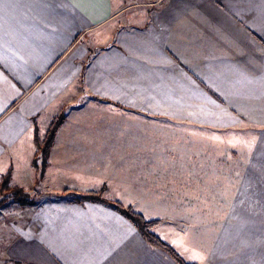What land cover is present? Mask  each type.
<instances>
[{"label":"crops","instance_id":"obj_1","mask_svg":"<svg viewBox=\"0 0 264 264\" xmlns=\"http://www.w3.org/2000/svg\"><path fill=\"white\" fill-rule=\"evenodd\" d=\"M61 112L40 176L36 129ZM231 154L264 189V0H0V185L11 171L37 201L0 207V264H178L113 207L63 195L103 185L189 263L264 264V215L245 220L213 163L175 160ZM180 215L244 217L203 247Z\"/></svg>","mask_w":264,"mask_h":264},{"label":"rangeland","instance_id":"obj_2","mask_svg":"<svg viewBox=\"0 0 264 264\" xmlns=\"http://www.w3.org/2000/svg\"><path fill=\"white\" fill-rule=\"evenodd\" d=\"M126 1L130 2L132 0H126ZM46 134H47V132L42 133L40 135L41 139L44 140L46 138ZM178 143H180V145L185 149L190 148V140L189 139H181L180 141H178ZM215 150H216V148H215ZM232 152H234V151H232ZM253 158H254L253 156H249V155L238 156V155H233V154L227 155V156L226 155H223V156L214 155V156H207V157H205V156H203V157H190L187 155V156L176 157L175 160L176 161L179 160L183 164L187 163L185 165L187 167L190 166V161L193 159L197 160L199 165L202 164V162H200V161L203 159L207 160L208 164L213 163V165H214V167H213V169H214V171H213L214 181L217 182L219 180L220 181L224 180V181L229 182L230 204L232 205V203L236 201L238 196H241V198L245 199V202H246L245 211H246V213L250 214V215L245 216V220L247 219V221H248L250 219L249 217L253 218V217L258 216V215H254L255 213L256 214L262 213L264 215V196H263L264 195V193H263L264 189H259V188L257 189V187L253 188V183H250L251 186H242L244 183V177H245L244 169L246 168L247 165L254 163V162H252ZM39 174H40V176L44 175L41 173V171ZM109 174H111V173H107V175H109ZM186 174L188 176L192 175V173H182L183 177H182L181 181L183 183H185V182L188 183L189 181H191V182H194L195 186H198L200 184L199 179L195 180L194 178L189 177L190 180H188L187 178H185ZM200 174L201 173H197L198 176H200ZM170 182H172V181H170ZM245 185H247V184H245ZM263 185H264V183H263ZM103 186L106 187V185H103ZM10 187L12 188V191H10L11 193L16 192L18 190L16 187H12V186H10ZM101 188H99L98 190H100ZM263 188H264V186H263ZM65 189H67V188H65ZM9 190H11V189H8L7 192H9ZM98 190H94V191H98ZM217 190L218 189L215 188V194H214V204L215 205L217 204L216 201L221 202V200L219 199V194L216 193ZM90 191H92V190H90ZM219 191H221V189H219ZM87 192H89V191L76 192L74 190H70V192H68V193H65L63 191V193H64L63 195H67L68 198H73L76 195H81V194H84ZM33 197L35 198L36 196H33ZM242 217H244V216H238V215H180V218L182 220V223H181L182 228L184 230H186L188 233H194L195 234L196 231H198L200 229L206 230L204 235L198 236L199 239L203 241V243H202L203 247L206 244H208L209 242L211 243L214 239H216V236H214V235H207V233L209 232V229L212 228V230L214 229V231H217L222 227H232V226L236 227L238 222L241 221ZM172 220H174V219H172ZM154 231H155V229H154ZM12 241H13L12 235H9L8 237H6V244L7 245L9 243H11Z\"/></svg>","mask_w":264,"mask_h":264},{"label":"trees","instance_id":"obj_3","mask_svg":"<svg viewBox=\"0 0 264 264\" xmlns=\"http://www.w3.org/2000/svg\"><path fill=\"white\" fill-rule=\"evenodd\" d=\"M67 115L65 112L60 113L51 121L46 138L43 140L36 129L35 133V144L37 151L35 153L34 165L38 167L42 174L45 173V170L48 166V159L51 152V149L55 143L57 134L65 123ZM11 178V171H9L4 177L0 185L2 192L8 191L3 199L0 200V207H2L9 199L13 198L18 200L23 205L35 204L36 198L29 196L22 189L17 188L16 192L11 193L12 188L9 186ZM106 187L103 186L98 191H89L87 193L76 195L73 198H70V201H75L79 203L83 202H100L107 204L113 207L119 214H121L128 222H130L142 235V237L152 246L158 247L163 250L165 253L170 255L178 264H196L189 263L180 255V253L169 243L164 241L158 234L155 233L154 229L161 223L160 220H148L141 213L135 211L130 206H125L120 202L110 200L104 196ZM65 193L70 192L69 189L64 190Z\"/></svg>","mask_w":264,"mask_h":264}]
</instances>
